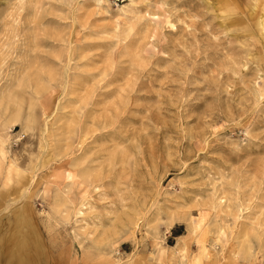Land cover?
Returning <instances> with one entry per match:
<instances>
[{
    "label": "rangeland",
    "instance_id": "374dc122",
    "mask_svg": "<svg viewBox=\"0 0 264 264\" xmlns=\"http://www.w3.org/2000/svg\"><path fill=\"white\" fill-rule=\"evenodd\" d=\"M0 264H264V0H0Z\"/></svg>",
    "mask_w": 264,
    "mask_h": 264
},
{
    "label": "crops",
    "instance_id": "0c3cea01",
    "mask_svg": "<svg viewBox=\"0 0 264 264\" xmlns=\"http://www.w3.org/2000/svg\"><path fill=\"white\" fill-rule=\"evenodd\" d=\"M10 240V239H9ZM23 240H27V241H30V237H28V236H24L23 237V239H14V243L16 244V247H17V249L15 250L17 253H19V250H20V248L23 246V243H21V241H23ZM12 241H13V239H12ZM34 252H36V250L34 249V251H33V253H32V255L34 254ZM32 263V262H31Z\"/></svg>",
    "mask_w": 264,
    "mask_h": 264
},
{
    "label": "bare ground",
    "instance_id": "6f19581e",
    "mask_svg": "<svg viewBox=\"0 0 264 264\" xmlns=\"http://www.w3.org/2000/svg\"><path fill=\"white\" fill-rule=\"evenodd\" d=\"M21 243H23V246H24V244H28V242H26V241H21ZM23 246L20 248V250H19V253H21V250L23 249Z\"/></svg>",
    "mask_w": 264,
    "mask_h": 264
}]
</instances>
